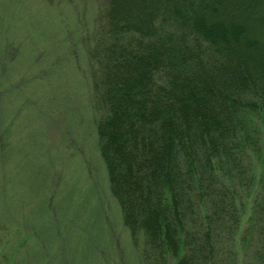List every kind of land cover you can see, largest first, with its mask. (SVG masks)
I'll return each instance as SVG.
<instances>
[{"label": "trees", "instance_id": "trees-1", "mask_svg": "<svg viewBox=\"0 0 264 264\" xmlns=\"http://www.w3.org/2000/svg\"><path fill=\"white\" fill-rule=\"evenodd\" d=\"M99 18L90 100L140 264H264V0H106Z\"/></svg>", "mask_w": 264, "mask_h": 264}, {"label": "rangeland", "instance_id": "rangeland-1", "mask_svg": "<svg viewBox=\"0 0 264 264\" xmlns=\"http://www.w3.org/2000/svg\"><path fill=\"white\" fill-rule=\"evenodd\" d=\"M105 6L0 0V264H39L41 256L47 264H140L109 191L96 133L103 114L90 100L87 49ZM249 158L257 180L262 161ZM253 191L243 199L242 226ZM6 202L25 212L11 217L36 216L45 246L7 219Z\"/></svg>", "mask_w": 264, "mask_h": 264}]
</instances>
